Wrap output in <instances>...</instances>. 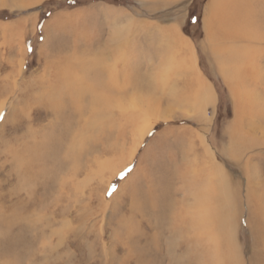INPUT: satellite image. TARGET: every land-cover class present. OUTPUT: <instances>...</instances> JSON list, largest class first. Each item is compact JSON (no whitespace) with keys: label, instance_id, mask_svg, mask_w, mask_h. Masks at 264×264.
<instances>
[{"label":"rangeland","instance_id":"rangeland-1","mask_svg":"<svg viewBox=\"0 0 264 264\" xmlns=\"http://www.w3.org/2000/svg\"><path fill=\"white\" fill-rule=\"evenodd\" d=\"M209 2L0 0V264H264V0H252L251 39L235 43L254 58L235 91L210 51ZM171 26L189 50L166 37ZM194 72L211 102L196 98ZM86 83H107L111 102L84 96L64 140L70 158L26 166L32 146L64 132L35 95L56 88L68 106L70 87ZM2 230L25 231L16 261Z\"/></svg>","mask_w":264,"mask_h":264},{"label":"bare ground","instance_id":"bare-ground-1","mask_svg":"<svg viewBox=\"0 0 264 264\" xmlns=\"http://www.w3.org/2000/svg\"><path fill=\"white\" fill-rule=\"evenodd\" d=\"M23 1V0H22ZM237 2L241 3L239 5H237ZM252 0H210L208 6L205 8V13L207 12L209 14V17H206L204 20V24L207 26L206 29H209V33L208 34V38L210 41V51L211 54L213 55V57L217 60V62L219 61V71L222 74V76L225 78L226 82L229 84L231 91H235V89L237 88L238 85H240L241 83H243V81L240 78V69L243 68L246 72V74L248 75L249 72L251 71V68H253L254 66V58L253 56H251L248 52V50L246 48H237L235 45L238 43V41L244 40L247 41V39H251L250 37L252 36L253 33V29H252V25L254 23L252 20V15L254 12H252L253 7H251ZM262 3V2H261ZM261 8V7H259ZM262 9V8H261ZM210 11V12H209ZM237 14V18L236 15ZM264 14V13H263ZM259 15V14H258ZM259 17V16H258ZM259 19V18H258ZM132 22V21H131ZM174 26H171L169 28H164L162 29L166 35V37H170L171 39H175V42L177 43V49L179 50H189L190 47V43L185 40L184 38H182L175 29H173ZM213 29H215L214 31H212ZM169 30L172 31L173 33H169ZM208 31V30H207ZM260 38V36H259ZM226 40L231 41L235 47H233V44H226ZM250 41V40H249ZM236 43V44H235ZM129 44V43H128ZM244 43H240L237 44L238 45H243ZM225 49L228 51V54H225L223 57L225 59L221 60V55L224 54ZM129 52V51H128ZM178 52V51H177ZM175 55V54H174ZM126 57V56H125ZM196 57V56H195ZM79 58V56L77 57ZM192 59V58H191ZM256 59V58H255ZM132 60V59H131ZM68 61V60H67ZM257 61V60H256ZM76 62V61H75ZM190 62V61H189ZM216 62V61H215ZM216 62V64H217ZM98 63V62H96ZM132 63V61H131ZM92 64V63H91ZM95 64V63H94ZM188 64V63H187ZM192 64V63H191ZM69 65V64H68ZM67 65V66H68ZM99 65V64H97ZM104 65L106 64H101V69L97 70L98 72L96 74L99 73L100 78L104 77V72L106 66L104 67ZM168 65V64H167ZM178 65V64H177ZM215 65V64H214ZM260 65V64H259ZM100 66V65H99ZM180 66V65H179ZM65 67V66H64ZM77 67V66H74ZM72 67V68H74ZM110 67V68H109ZM162 67V66H161ZM189 67V66H188ZM109 68V70H108ZM107 68L108 72H109V79L112 80L113 84L116 83V81L112 78L115 77V73L113 72V65H109ZM192 68V70H189V72L191 71H195V65L190 66V69ZM47 69V68H46ZM67 68H65L66 70ZM71 69V67H70ZM48 70V69H47ZM259 70V69H258ZM74 71V69H73ZM95 71V70H94ZM243 71V70H242ZM259 72V71H258ZM261 72V71H260ZM69 73V72H68ZM76 73V72H74ZM46 74V73H45ZM95 72L92 73V75H96ZM262 74V73H261ZM81 75V74H80ZM77 74V76H79V78H75L73 79L72 76L69 74L67 75L69 82L74 81L80 84V82L82 83V81L84 80L83 76H80ZM259 75V74H258ZM46 76V75H45ZM64 76V75H63ZM90 76V75H89ZM66 77V75H65ZM178 77V76H177ZM242 77V76H241ZM49 78V77H48ZM55 78V77H54ZM99 78V79H100ZM193 78V79H192ZM192 81L195 82L196 86L198 85V90L197 92L200 93V95H196V98H200V96H203L202 99H204L207 102H211L213 99V94L211 92V88L209 87V85L207 84L206 81L203 80V78H201L200 74H198L197 72H194V75L192 76ZM58 79V78H57ZM103 79V78H102ZM101 79V80H102ZM108 79V80H109ZM244 79V78H243ZM246 79V78H245ZM48 80V79H47ZM60 80V79H59ZM64 80H66V78H64ZM92 80V79H91ZM107 79H105L104 82H106ZM49 81V80H48ZM94 81V79H93ZM92 81V82H93ZM260 81V80H259ZM55 82V81H54ZM61 82V81H60ZM68 82V83H69ZM90 82V81H89ZM51 83V81H50ZM57 83V82H56ZM59 83V82H58ZM76 83V84H77ZM96 83V84H95ZM95 85L98 87L99 86V82L98 80L95 78ZM102 83V82H100ZM49 83H47V86ZM107 84V83H106ZM105 84V85H106ZM193 84V83H192ZM210 84V83H209ZM102 85L100 90L98 89H94L92 86L93 84H83V87L80 86L78 87H70L69 89V93L70 96L68 97L67 103L70 102L68 104V106H63V103L61 102V99H58L56 97H54V94L56 92V88L55 91H50L48 89H46L47 91L50 92H45L44 94L46 96V94H50L48 97H45L43 95L42 92H40L39 94L35 95L37 99H39V101H42V103L39 104H43L45 107L48 106V109L51 110V113L53 114L54 117H56L57 119L59 118V115L62 114V117L59 120V123L64 126V132L60 133V132H56V130H51L49 131L47 135H45L41 141H39L38 143H36L34 146H32V148L30 149V151H34V154L30 156L26 157V166H29L30 168H33V163L32 161L38 162L40 161V158H46L45 156H52V158L54 159V161L62 162L63 158H70V151L71 153L73 152V147L68 145L67 142L64 144V140H66V138L70 135L69 129H70V125H71V120H74L73 117H75L76 114L81 113V109L82 107H80V101L83 99L84 96L89 95L90 93L93 94L94 92H97L98 95V101L100 102V106L106 102L109 103L111 102V99H113V91L112 90H106L107 86ZM245 85V84H244ZM42 86V85H41ZM52 86V84H51ZM55 86V85H54ZM61 86V85H60ZM70 86V85H68ZM72 86H74L72 84ZM105 86V87H103ZM92 87V88H91ZM114 88V85L112 86ZM51 89V90H54ZM57 88H60L57 86ZM62 88V87H61ZM128 88V87H127ZM172 88V87H171ZM240 87H238L239 89ZM211 89V90H210ZM244 89V88H243ZM66 91V90H65ZM171 93L176 94V88H172L171 89ZM249 91V90H248ZM252 91V90H250ZM116 92V91H114ZM247 92V90H246ZM253 92V91H252ZM56 93H59L56 92ZM249 93V92H248ZM238 94V93H237ZM68 96V93L66 94ZM256 95V94H255ZM193 96V95H192ZM244 96V95H243ZM247 96V95H246ZM60 98V97H59ZM188 98H190V95L188 96ZM235 98V96H234ZM246 98V97H245ZM240 99H244V98H240ZM237 100V99H236ZM238 101V100H237ZM240 101V100H239ZM116 102V101H115ZM118 102V101H117ZM120 102V101H119ZM205 102V103H207ZM78 103V105H77ZM113 103V102H112ZM144 104V103H143ZM119 105V103L117 104ZM120 106V105H119ZM143 107L145 105H142ZM239 106V105H238ZM31 107V106H30ZM196 107V106H195ZM137 108V107H136ZM43 109V108H42ZM147 109H149V111H152L150 109V106L148 105ZM146 109V110H147ZM195 109V108H194ZM236 109V108H235ZM246 109V108H244ZM243 113V112H242ZM241 113V114H242ZM248 114V112H247ZM162 116V115H161ZM234 116V115H233ZM264 119V118H263ZM239 120V119H237ZM37 121V120H36ZM235 121V120H234ZM35 125V124H34ZM234 125V124H233ZM237 125V124H236ZM55 128V125H53ZM149 124L143 129V132H145L147 129H149ZM233 127V126H232ZM241 127V126H240ZM247 127V126H246ZM51 129V128H50ZM247 130V129H246ZM234 131V130H233ZM45 132V131H44ZM43 133V132H42ZM46 133V132H45ZM44 133V134H45ZM234 135V134H233ZM238 135V134H237ZM49 136V138H48ZM242 136V135H240ZM42 137V136H41ZM231 138V137H230ZM250 139V138H249ZM35 140V139H34ZM38 140V139H37ZM70 140V139H69ZM36 141V140H35ZM34 142V141H33ZM37 142V141H36ZM53 144V146H52ZM28 145V144H27ZM51 146L55 148V152L50 151L51 150ZM30 147V146H29ZM25 148V147H24ZM23 148V149H24ZM41 151H44L42 154L39 152V149ZM22 149V150H23ZM70 149V150H69ZM64 150H66V153L64 154ZM76 150V149H75ZM78 150V149H77ZM30 151H27L25 153H30ZM22 153V152H21ZM19 154V153H18ZM64 154V155H63ZM21 156V155H20ZM18 157V156H17ZM24 157V156H23ZM18 160V159H17ZM49 160V159H48ZM34 162V163H35ZM43 162V161H41ZM24 163V161H23ZM49 163V162H48ZM47 163V164H48ZM54 163V162H53ZM57 163V164H58ZM45 164V163H44ZM36 165V163H35ZM39 165V164H38ZM46 165V164H45ZM75 165V164H74ZM41 166V165H40ZM58 166V165H57ZM214 166V165H213ZM28 167L29 171L30 168ZM55 167V166H54ZM53 167V168H54ZM212 168V167H211ZM215 168V167H214ZM213 168V169H214ZM38 169V168H37ZM43 169V167H42ZM41 169V170H42ZM216 169V168H215ZM219 170V168H217ZM21 170V169H20ZM33 170V169H32ZM35 170V169H34ZM58 170V167H57ZM56 170V171H57ZM188 170V169H187ZM26 171V170H25ZM45 171V169L43 170ZM23 172V171H22ZM27 172V171H26ZM40 173V171H38ZM38 172H34V173H38ZM217 172V171H216ZM220 172V170H219ZM33 173V172H30ZM33 173V174H34ZM46 174V173H44ZM191 174V173H190ZM219 174V173H218ZM36 175V174H35ZM33 176V175H31ZM187 175H185V173L182 174L181 178L183 183L188 181ZM189 176V175H188ZM223 176V175H222ZM196 177V176H195ZM21 179V177H20ZM225 179V178H223ZM22 180V179H21ZM24 182H29V178L28 177H24L23 178ZM191 182V181H190ZM193 185V184H192ZM28 186V185H26ZM32 187V185H31ZM24 188V187H23ZM32 189V188H31ZM34 191V190H33ZM31 193L30 187H25L24 188V195L28 196ZM19 196V195H18ZM17 203L19 204H23V202L25 201V199L22 197L17 198ZM31 201V200H30ZM21 208H18L20 210H22V206H20ZM15 209V207L13 208ZM12 210V208H11ZM10 210V211H11ZM144 210V209H143ZM19 211V210H18ZM13 213V212H12ZM147 214V213H146ZM19 215H16V218ZM15 218V217H14ZM10 219H11V214H10ZM13 220V219H12ZM9 221V220H8ZM11 221V220H10ZM6 223V221H5ZM9 223V222H7ZM6 223V224H7ZM5 224V225H6ZM16 224V223H15ZM5 225H3V227L5 228ZM13 225V224H11ZM8 226V225H7ZM15 226V225H13ZM19 226V225H18ZM23 226V225H22ZM20 228V227H19ZM11 232L12 231V228ZM24 229V228H23ZM14 230V229H13ZM17 230V229H16ZM20 231V230H18ZM158 231V230H157ZM3 235H4V244L6 245V248H4V251L6 253V255L8 257L11 258V260L16 261L17 259V255H16V251H21L20 249L23 248L26 245V239L24 237V233H19V234H9L6 232V230H2ZM154 240V239H153ZM17 247H20L18 250ZM236 255V254H235ZM238 257V256H237ZM235 256V258H237ZM137 260H142V257H135ZM239 259V257H238ZM235 261V260H234ZM243 262H245L242 259ZM134 264H141L143 263L142 261L140 263L138 262H133ZM248 263V260H247ZM145 264H149V262H146ZM236 264H239V262L236 261ZM245 264V263H244Z\"/></svg>","mask_w":264,"mask_h":264},{"label":"snow or ice","instance_id":"snow-or-ice-1","mask_svg":"<svg viewBox=\"0 0 264 264\" xmlns=\"http://www.w3.org/2000/svg\"><path fill=\"white\" fill-rule=\"evenodd\" d=\"M128 171H131V169H126V172H128ZM124 175H125V172H121V173H120V178L123 179ZM115 191H116V189H115V187L113 186L112 189L109 191L108 194H109V195H112V193L115 192Z\"/></svg>","mask_w":264,"mask_h":264}]
</instances>
